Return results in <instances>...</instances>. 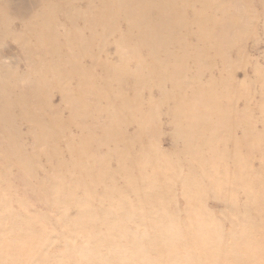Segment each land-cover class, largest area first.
I'll return each mask as SVG.
<instances>
[{
    "label": "rangeland",
    "instance_id": "374dc122",
    "mask_svg": "<svg viewBox=\"0 0 264 264\" xmlns=\"http://www.w3.org/2000/svg\"><path fill=\"white\" fill-rule=\"evenodd\" d=\"M116 1L125 9L137 4L0 0V264H264V157L240 171L230 143L209 138L187 155L176 116L195 87L235 71L233 99L243 97L241 80L253 118L260 117L264 0H190L177 16L155 14L138 27L114 9ZM232 17L238 24L227 20L224 30ZM144 31L153 43L142 42ZM212 31L229 43L203 59ZM177 36L187 41V70L172 83L160 78L175 49L159 42ZM77 95L82 111L74 109ZM144 116L142 138L127 144L123 137L137 134ZM147 145L168 162H149ZM190 173L200 188L188 186ZM88 203L92 211L84 210ZM199 222L206 240L194 235Z\"/></svg>",
    "mask_w": 264,
    "mask_h": 264
},
{
    "label": "bare ground",
    "instance_id": "6f19581e",
    "mask_svg": "<svg viewBox=\"0 0 264 264\" xmlns=\"http://www.w3.org/2000/svg\"><path fill=\"white\" fill-rule=\"evenodd\" d=\"M189 1L190 0H137V4L133 9H125L122 5V2L116 1L113 4V6L114 9L119 12H122L123 9L126 15L128 16V18H131L132 24L138 27L141 26L140 24H143L144 22L152 18V16L155 14L168 19L177 16L179 14L180 8L185 4H187ZM233 1L235 0H228L225 3V5L228 2L232 3ZM244 1L248 3V0H244ZM141 4H143V6H141ZM207 4L210 5L209 0ZM209 5L208 7H210ZM202 10L204 11V9ZM224 20H226V22L224 23L226 28L224 30H226L228 27L227 20H230L229 24L236 26L240 18L232 17L231 19L226 18ZM210 35L212 36V38L214 36L213 42L209 44L210 48L207 47L206 44L207 42L206 43L204 42V44L202 43L200 47L205 54L203 59L211 58L208 52L209 49H212L214 56L217 57L218 55H220V53H222L221 51L223 49L224 43L227 42L229 43V41H227L223 36H221L220 33L215 34V31H212ZM141 38L143 39L142 42L144 43H153L155 40V35L151 31H144L141 32ZM186 42L185 40H183V37L181 36L174 37L173 39L165 42L166 44H162L161 42H159L164 48H167L168 46H172V48L174 47L175 49L174 52L170 53L172 63L170 62V64H166L167 73L160 78L161 80L169 79L172 83H176L177 81L180 80L181 73L187 70L186 65L184 64L185 57L187 56L186 55L187 47L185 45ZM261 72H263V70ZM226 77H224L225 82L221 80L215 81L214 79L210 78L206 81L205 84H202L200 87H195V89L191 93L192 94L191 97H189V95L187 97H184L181 105H178L177 107L178 113L176 116L179 119V125H180L178 133H179V137L181 138L184 144L185 152L187 155H190L191 153H196L198 145L200 146V142L202 145H204L207 138L213 140V142L214 141H217L219 143L229 142L230 145L232 146V153H233L232 157L234 159L235 168L238 166V168L240 167V171H244V168L246 167V162H248L249 159L253 158L255 155H258L259 157L262 156L264 157V99L263 101H261L260 108L258 107L260 117L255 120L252 116L253 110L250 107L251 104L250 100L248 97H246L247 96L246 87L244 86V84H241L242 81L238 79L240 81V86H239L240 90L243 89V93H241L240 90L239 92L241 95H243V97H245V99H243L245 100V103L243 101L245 106L239 110L236 107V103L238 100L242 99L243 97H240L237 100L233 99V95L235 93V84H233V82H235L234 78H237V74H235V71H232V73H228ZM227 79L231 82L230 83L231 85L228 87H224L226 81H228ZM263 84L264 83H261L260 85L263 86ZM89 89L92 91V94H96L99 92V89L94 87V85H92V87H90ZM262 90L264 92V87L263 89H261V91ZM204 91H209L210 96L213 97V99L209 100L208 98H206V94L204 93ZM103 97L104 99L106 98V96ZM107 99H105L107 103L115 104L112 100H110V98L107 97ZM74 102H75L74 109L82 111L79 95H77V98ZM223 102L226 103L223 104ZM107 103H105V105ZM194 103H195V107L189 109V105ZM196 105H199L200 108L196 109ZM117 107L119 109L117 110L120 113L126 111V105H119V106L117 105ZM223 107H227L229 111L228 114L222 113ZM206 112H208L209 114H207L205 118L202 117V115L205 116ZM148 120L149 118L147 116H144L143 120L138 121L137 134H135L134 136L123 137V140H125L127 144H131L133 140L141 139L142 129H143L141 125L142 124L144 125V121H148ZM259 124H260V129L256 128ZM240 125L244 126L245 129L242 130V134H240V136H237L235 133V128ZM109 127L111 128V131L114 132L118 131L116 126H109ZM258 143L263 146L261 152L255 150L256 147L254 145ZM208 145H211V141L208 143ZM81 149L82 151H86L84 149V146H81ZM145 153L147 155V158L150 160L149 162L154 160L156 164H158L159 162H168L167 158L163 157L160 153L154 152V147L151 145L146 146ZM77 154H78V148L77 150L73 149V155H77ZM76 163L77 165H80V159L76 158ZM250 164H251V160H250ZM118 165L119 167L123 166L121 161H118ZM139 166L141 168L140 167L136 168L135 170V172L137 171L136 175L137 173L140 175L138 171H142V168H144L143 166H141V164ZM262 167H264V165ZM223 168H225L224 170H229L227 169L226 166H224ZM150 170L151 171L149 175L154 176L153 170L151 168ZM2 173L3 171L2 172L0 171V177L2 176ZM251 173L247 171L246 177H248ZM189 176L191 182L188 186L194 185L196 188H200V186L198 185L199 178L197 174L192 175V173H190ZM228 176L229 174L226 175V177ZM230 180L233 181V178H231ZM246 186H251V184L250 185L247 184ZM252 193L255 195L254 198L256 200L258 198H261V195L259 197L253 191ZM189 197L190 200H192L193 197L191 194L189 195ZM187 202H189V200ZM75 208L77 210L80 209L77 206ZM84 208H86L84 209L85 211H92L90 203L84 206ZM134 210L139 211L140 207L139 206L133 207V211ZM67 220L69 221V218H67ZM118 221L121 220L119 219ZM43 222L44 225L49 227L48 220H45ZM83 223L84 220H81L75 224L80 234L85 232ZM199 223H200V228H202V230L195 233L194 235L196 237H200V238L203 237L205 239L204 235L206 234L205 233L206 230L203 228L202 222ZM208 226H212V224L210 223ZM88 239H90V237L87 236V240ZM243 247L248 249L247 245H243Z\"/></svg>",
    "mask_w": 264,
    "mask_h": 264
}]
</instances>
